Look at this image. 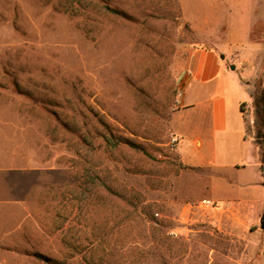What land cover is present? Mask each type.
Masks as SVG:
<instances>
[{"label":"rangeland","instance_id":"374dc122","mask_svg":"<svg viewBox=\"0 0 264 264\" xmlns=\"http://www.w3.org/2000/svg\"><path fill=\"white\" fill-rule=\"evenodd\" d=\"M254 6L231 53L250 93L264 88ZM232 22L203 37L179 0H0V264H264L261 203L234 228L196 206L212 174L169 146L189 49Z\"/></svg>","mask_w":264,"mask_h":264},{"label":"crops","instance_id":"0c3cea01","mask_svg":"<svg viewBox=\"0 0 264 264\" xmlns=\"http://www.w3.org/2000/svg\"><path fill=\"white\" fill-rule=\"evenodd\" d=\"M179 3L186 20L201 21L199 29L203 37L214 35L215 21H241L229 25L224 42L189 49L176 100L175 135L180 139L175 152L183 165L212 174L202 193L219 205L212 210L218 208L221 218L233 228L237 223L245 226L252 216L247 212L250 199L254 197L264 207V163H260L258 147L252 138L245 137L242 104L248 105L253 118L252 98L243 82L248 71L238 67L231 53L249 40L251 20L258 15L256 0H179Z\"/></svg>","mask_w":264,"mask_h":264},{"label":"trees","instance_id":"16d2710c","mask_svg":"<svg viewBox=\"0 0 264 264\" xmlns=\"http://www.w3.org/2000/svg\"><path fill=\"white\" fill-rule=\"evenodd\" d=\"M110 12H113L116 15H119V13L109 7H105ZM250 97L252 98V108H253V120L252 125H249L247 123V120L244 118V124H245V137L246 138H252L253 142L258 147L259 151V160L260 163H264V88L257 87L250 93ZM241 105V110L242 106ZM132 147H135V145L131 144ZM262 186L264 187V177ZM261 224H264V214L262 215L260 219Z\"/></svg>","mask_w":264,"mask_h":264},{"label":"built area","instance_id":"2783aa9c","mask_svg":"<svg viewBox=\"0 0 264 264\" xmlns=\"http://www.w3.org/2000/svg\"><path fill=\"white\" fill-rule=\"evenodd\" d=\"M180 137L178 135H172L170 140H169V146L170 148H173L176 146V144L178 143ZM217 203L207 200V199H202L200 200L196 206L198 207H202V208H216L217 207Z\"/></svg>","mask_w":264,"mask_h":264},{"label":"water","instance_id":"95a60500","mask_svg":"<svg viewBox=\"0 0 264 264\" xmlns=\"http://www.w3.org/2000/svg\"><path fill=\"white\" fill-rule=\"evenodd\" d=\"M230 69H232V70H233V69H234V66H230Z\"/></svg>","mask_w":264,"mask_h":264}]
</instances>
